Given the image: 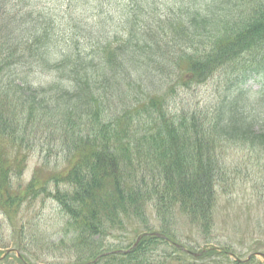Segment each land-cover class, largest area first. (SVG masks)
<instances>
[{
  "label": "trees",
  "instance_id": "trees-1",
  "mask_svg": "<svg viewBox=\"0 0 264 264\" xmlns=\"http://www.w3.org/2000/svg\"><path fill=\"white\" fill-rule=\"evenodd\" d=\"M222 71L213 106L170 107L176 88ZM35 72L51 82L34 84ZM251 75L264 77V0H0V217L16 263L39 259L42 231L22 220L50 199L64 249L51 242L45 264H259L241 259L253 247L214 238L219 189L237 184L227 151L264 153L262 107L240 88ZM43 139L66 166L43 162L22 184ZM117 234L125 245L105 240Z\"/></svg>",
  "mask_w": 264,
  "mask_h": 264
},
{
  "label": "rangeland",
  "instance_id": "rangeland-1",
  "mask_svg": "<svg viewBox=\"0 0 264 264\" xmlns=\"http://www.w3.org/2000/svg\"><path fill=\"white\" fill-rule=\"evenodd\" d=\"M226 76L227 74L222 71L207 84L190 89L176 88V94L171 96L169 102L170 107L174 108L175 111L181 110V108L206 109L213 106L219 99L221 89L228 84ZM31 79L36 85L41 83L45 85L51 82L50 75L41 72H35ZM240 88H242L245 97L250 96L249 99L255 100L262 107L255 108L252 111L254 112L253 115L258 119V123L253 126V130L257 133L261 130V125L263 126L262 122L264 121V77L251 75ZM48 150V144L44 139L36 144V148L27 162L25 173L21 178L20 182L22 184L29 181L33 169L39 166L41 162L50 165L56 164L58 168L66 166L64 162L65 156L62 151L58 154L53 152V154L46 157ZM259 151L260 149L257 146L250 147V145L236 146L231 151H227L226 160L235 167L237 184L233 188L232 186H225L219 189L218 224L220 229L214 232V238L223 242H231L232 240V244L238 250L249 246L253 247L257 252L255 259L259 260V264H264V257L260 255V253H264V153L258 154ZM225 189L229 190L226 191ZM226 214H230L232 218L238 217V219H235L237 228L234 227V223L230 222L233 219L229 221ZM147 215L152 226L158 228L159 222L155 219L154 213L150 211ZM24 220L28 222L24 226L26 229L39 227L44 237V240H40L37 246L35 244L32 245L40 256L38 260H34L35 264H45L46 258L52 256L47 251L51 242L56 243L59 247L57 253L63 252L64 247L58 244L61 236H63V232L60 230L63 222L57 207H55V203L47 200L41 206L37 202L35 207L26 212L22 221ZM223 220L226 223H223ZM258 227L262 229L261 232L255 229ZM233 228L237 231L236 235L235 233L233 235ZM178 230H180L184 238L182 241L185 243L194 239L185 225H179ZM13 235L16 236L12 225L7 219L0 217V245L7 244L8 248H14ZM123 236V234H117V237L106 236L105 240L112 243V246L119 245V243L125 245L126 242L121 239ZM192 236L194 235L192 234ZM129 238L131 239L132 236ZM24 243L27 244V242ZM11 253H15V250H11L6 254ZM246 255L241 254V259H246ZM7 259L11 263L0 261V264L15 263L14 256L10 255Z\"/></svg>",
  "mask_w": 264,
  "mask_h": 264
}]
</instances>
